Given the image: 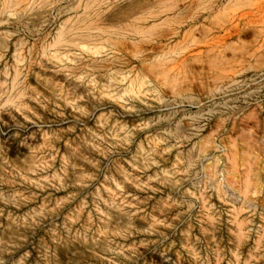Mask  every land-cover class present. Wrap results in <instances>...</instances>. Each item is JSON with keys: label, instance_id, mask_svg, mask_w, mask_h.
<instances>
[{"label": "rangeland", "instance_id": "374dc122", "mask_svg": "<svg viewBox=\"0 0 264 264\" xmlns=\"http://www.w3.org/2000/svg\"><path fill=\"white\" fill-rule=\"evenodd\" d=\"M0 264H264V0H0Z\"/></svg>", "mask_w": 264, "mask_h": 264}, {"label": "bare ground", "instance_id": "6f19581e", "mask_svg": "<svg viewBox=\"0 0 264 264\" xmlns=\"http://www.w3.org/2000/svg\"><path fill=\"white\" fill-rule=\"evenodd\" d=\"M14 1H15V0H14ZM15 4H16V3H15ZM7 5H8V4H7ZM30 5H31V4H30ZM30 7H31V6H30ZM22 8H23V7H22ZM8 11H9V10H8ZM90 11H91V10H90ZM171 11H172V10H171ZM13 12H14V10H13ZM7 13H8V12H7ZM90 27H91V25H90ZM61 35H63V34H61ZM57 42H58V40H57ZM63 42H64V41H63ZM65 43H66V42H65ZM140 82H141V81H140ZM140 82H139V83H140ZM138 85H139V84H138ZM138 85H137V86H138ZM133 86H134V85H133ZM142 86H143V84H140V87H142ZM138 87H139V86H138ZM137 89H138V88H137ZM134 90H135V89H134ZM138 91H139V90H138ZM138 91H137V92H138ZM139 92H140V91H139ZM134 93H135V92H134ZM238 227H239V226H238Z\"/></svg>", "mask_w": 264, "mask_h": 264}]
</instances>
